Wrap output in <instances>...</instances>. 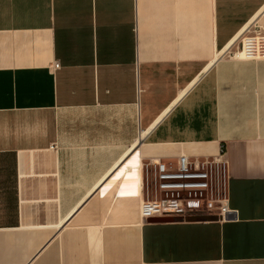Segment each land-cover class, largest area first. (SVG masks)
I'll use <instances>...</instances> for the list:
<instances>
[{"label": "crops", "instance_id": "0c3cea01", "mask_svg": "<svg viewBox=\"0 0 264 264\" xmlns=\"http://www.w3.org/2000/svg\"><path fill=\"white\" fill-rule=\"evenodd\" d=\"M248 26L264 0H0V264H264ZM219 153L224 217H141L143 163Z\"/></svg>", "mask_w": 264, "mask_h": 264}, {"label": "built area", "instance_id": "2783aa9c", "mask_svg": "<svg viewBox=\"0 0 264 264\" xmlns=\"http://www.w3.org/2000/svg\"><path fill=\"white\" fill-rule=\"evenodd\" d=\"M238 38L240 48L236 58L244 61L264 58L263 31L248 26ZM53 64L54 71L59 69L57 61ZM141 168L139 206L144 220H184L189 215H211L212 210L224 217L228 212V171L220 153L214 157L180 155L170 163L154 159L143 163Z\"/></svg>", "mask_w": 264, "mask_h": 264}, {"label": "rangeland", "instance_id": "374dc122", "mask_svg": "<svg viewBox=\"0 0 264 264\" xmlns=\"http://www.w3.org/2000/svg\"><path fill=\"white\" fill-rule=\"evenodd\" d=\"M192 204H193V205H195V204H196L197 206H199V205H201V206H203V205H204V206H205V204H204V203H203V204H199V203H192ZM217 212H218V211H216V210H212V211H211V215H210V214H209V215H202V216H198V217H202V218H203V217H206V218H209V217H211V218H214V217H216V216H217V215H216V214H217Z\"/></svg>", "mask_w": 264, "mask_h": 264}, {"label": "water", "instance_id": "95a60500", "mask_svg": "<svg viewBox=\"0 0 264 264\" xmlns=\"http://www.w3.org/2000/svg\"><path fill=\"white\" fill-rule=\"evenodd\" d=\"M164 219H159V218H155V219H148L149 222H153L155 223V221H163Z\"/></svg>", "mask_w": 264, "mask_h": 264}]
</instances>
